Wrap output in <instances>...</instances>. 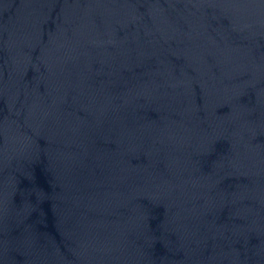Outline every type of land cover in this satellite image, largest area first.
<instances>
[{
  "label": "water",
  "instance_id": "obj_1",
  "mask_svg": "<svg viewBox=\"0 0 264 264\" xmlns=\"http://www.w3.org/2000/svg\"><path fill=\"white\" fill-rule=\"evenodd\" d=\"M0 264H264V0H0Z\"/></svg>",
  "mask_w": 264,
  "mask_h": 264
}]
</instances>
